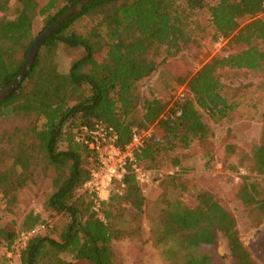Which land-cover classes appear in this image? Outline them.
Instances as JSON below:
<instances>
[{
    "label": "trees",
    "instance_id": "trees-1",
    "mask_svg": "<svg viewBox=\"0 0 264 264\" xmlns=\"http://www.w3.org/2000/svg\"><path fill=\"white\" fill-rule=\"evenodd\" d=\"M83 1L0 0L2 14L16 6L14 19L0 17V89L10 85L22 69L35 40V19H43L42 33ZM203 9V0H93L45 40L22 83L0 100V120L34 119L29 128L0 136V196L7 204L15 191L37 181L35 176L47 178L51 172L45 210L67 219L57 239L45 234L31 238L20 253V264H52L54 260L56 264H116L111 247L118 237L116 213L123 204L141 211L140 189L130 172L121 181L125 196L112 195L102 205L105 223L90 211L85 198L78 197L95 166L91 150L77 141L82 127L101 123L112 128L121 150L135 135L146 133L134 152L137 163L148 170H173L181 166L193 143L208 138L200 111L221 121L233 109L221 92L216 72L263 69L264 52L251 45L264 42V21L256 19L233 36V43L246 45V50L213 58L194 75L177 77L175 83L185 85L190 96L171 105L154 97L141 99L139 83L156 68L148 58L152 48L164 47L170 56L181 52L190 39L184 30L187 16L180 10L189 14ZM209 11L215 38L226 39L238 29L239 18L264 13V0H219ZM80 21L90 23L84 34L74 30ZM59 46L83 51L65 73L58 71L54 61ZM101 53L102 59L96 62ZM249 191L248 204L260 203L253 186ZM169 219L172 224L164 230L165 236H175L179 250L189 252L183 262L173 264H211L207 256L193 252L213 242L214 230L224 232L237 264H251L232 219L218 206L184 209ZM43 223L31 211L17 232L0 231L6 248L20 232ZM170 253L164 250L162 256ZM61 254L70 260L61 261Z\"/></svg>",
    "mask_w": 264,
    "mask_h": 264
},
{
    "label": "rangeland",
    "instance_id": "rangeland-1",
    "mask_svg": "<svg viewBox=\"0 0 264 264\" xmlns=\"http://www.w3.org/2000/svg\"><path fill=\"white\" fill-rule=\"evenodd\" d=\"M203 1L204 9L200 12H179L183 17L187 16L184 30L190 39L181 52L170 56L164 47L152 48L148 58L156 64V68L139 83L141 99L154 97L171 105L190 96L185 85L175 83L177 77L194 75L213 58L246 50V45L233 43V36L253 20L264 21V13L255 18H239L234 34L226 39L215 38L209 10L219 0ZM15 8L14 5L5 14L0 12V17L14 19ZM42 21L37 17L33 23L35 39L41 34ZM89 27V21H80L74 30L84 34ZM251 45L264 52V42L254 41ZM82 53L81 49L59 46L54 59L58 71L67 72ZM103 55L96 56L95 61L99 62ZM216 78L222 86V94L229 104H234L233 109L221 121L200 111L208 128V138L193 143L185 151V160L174 169L173 174H162L152 184L139 186L142 200L140 213L132 206L124 207V204L117 211L119 216L114 226L118 237L111 244L116 264L183 262L189 252L179 250L178 238L164 234L167 225L172 224L170 216L184 209H214V205L232 219L251 264H264V67L260 71L219 70ZM31 122H34L33 118L0 120V136L15 128H29ZM51 177V172L47 178L35 176L37 181L15 191L7 204L0 196V231L17 232L24 216L32 211L39 214L47 226L45 235L57 239L67 219L45 210V201L51 191ZM250 186L254 187L255 199L260 203L248 204L246 194L250 193ZM122 196H125L124 193ZM3 236L0 235V264L19 262V259L12 261L9 258L10 248H6ZM164 250H171L172 253L164 258ZM193 253L207 256L211 264H237L229 252L222 230H214L213 242L202 244ZM59 259L70 260L64 254Z\"/></svg>",
    "mask_w": 264,
    "mask_h": 264
},
{
    "label": "built area",
    "instance_id": "built-area-1",
    "mask_svg": "<svg viewBox=\"0 0 264 264\" xmlns=\"http://www.w3.org/2000/svg\"><path fill=\"white\" fill-rule=\"evenodd\" d=\"M81 136L77 141H82L91 150L95 158V166L91 170L89 180L78 192V197L85 198L90 211L97 214L100 221L106 222L102 214V205L112 195L122 196L124 185L123 177L130 172L138 186L152 184L162 174H173L175 170L155 171L148 170L137 163L134 158L136 149L142 146L144 134L135 135L132 142L123 150L116 147V136L113 129L101 123L93 127H82ZM47 226L39 224L34 228L20 232L9 250V258L14 261L19 259L21 251L27 242L36 236L45 234Z\"/></svg>",
    "mask_w": 264,
    "mask_h": 264
},
{
    "label": "water",
    "instance_id": "water-1",
    "mask_svg": "<svg viewBox=\"0 0 264 264\" xmlns=\"http://www.w3.org/2000/svg\"><path fill=\"white\" fill-rule=\"evenodd\" d=\"M93 0H84L82 3L76 5L74 8H72L69 12H67L65 15L60 17L52 26L47 28L45 31H43L31 44V46L28 49L27 58L24 62L22 69L18 76L14 79V81L8 85L4 89H0V100L6 98L8 95H10L13 91L17 89V87L22 83L24 77L26 76L27 72L30 70L34 59L39 52L40 48L42 47L43 43L46 39L49 38V36L62 24L64 23L68 18H70L72 15L77 13L84 5L91 2Z\"/></svg>",
    "mask_w": 264,
    "mask_h": 264
},
{
    "label": "crops",
    "instance_id": "crops-1",
    "mask_svg": "<svg viewBox=\"0 0 264 264\" xmlns=\"http://www.w3.org/2000/svg\"><path fill=\"white\" fill-rule=\"evenodd\" d=\"M15 264H20L19 262L15 263Z\"/></svg>",
    "mask_w": 264,
    "mask_h": 264
}]
</instances>
